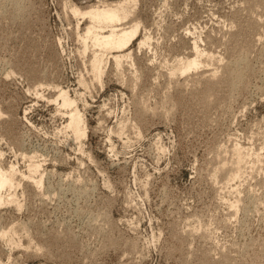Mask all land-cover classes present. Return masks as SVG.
Listing matches in <instances>:
<instances>
[{
    "label": "rangeland",
    "instance_id": "obj_1",
    "mask_svg": "<svg viewBox=\"0 0 264 264\" xmlns=\"http://www.w3.org/2000/svg\"><path fill=\"white\" fill-rule=\"evenodd\" d=\"M14 1L0 0V167L16 169L0 264H264V0H138L131 58L106 55L100 80L71 9L120 0ZM195 47L201 66L177 73Z\"/></svg>",
    "mask_w": 264,
    "mask_h": 264
},
{
    "label": "bare ground",
    "instance_id": "obj_2",
    "mask_svg": "<svg viewBox=\"0 0 264 264\" xmlns=\"http://www.w3.org/2000/svg\"><path fill=\"white\" fill-rule=\"evenodd\" d=\"M18 1H14V3H17L18 5ZM137 1L138 0H120L111 3L103 2L100 5H90L83 8L74 4L73 9H71L75 16L81 17L84 20L87 19L89 22L88 26H86L87 28H85V35L82 36L85 40L84 51L86 52L89 48L87 46V40H92V45L96 52L93 54L91 64L93 65L94 73L96 74L95 76L99 80L104 73L103 67L106 55H111L115 64L118 66L122 64L123 60L130 57V55L127 54V51L130 49L132 43L137 40L140 32V23L135 15ZM195 48V58L188 60L185 64L183 62V65L177 66V70H175L177 73L182 72V74H186L187 72L196 70L201 66L202 54L200 50L198 51L197 47ZM60 97L62 98L63 106H67V108L74 106L75 101L70 98L67 92L62 91ZM66 128L72 130L76 135L75 137H77V140L86 136L87 128L77 108L70 113V122ZM236 153V157L238 155V158L236 162L233 160V163L235 164L231 167H234L233 174L231 173L232 176L235 175L234 177H237L236 174L240 175L241 165L244 160L241 152L236 151ZM224 168L225 167H223V171H225ZM15 170L16 169L13 167L9 171H5L0 167V203L2 202V191L6 188L12 189L15 187ZM41 182V180H37L35 183L41 185Z\"/></svg>",
    "mask_w": 264,
    "mask_h": 264
}]
</instances>
